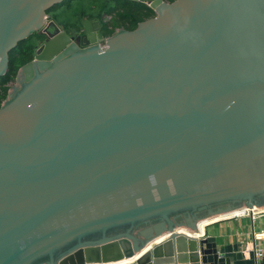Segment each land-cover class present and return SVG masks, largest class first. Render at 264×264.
Instances as JSON below:
<instances>
[{
    "label": "water",
    "instance_id": "1",
    "mask_svg": "<svg viewBox=\"0 0 264 264\" xmlns=\"http://www.w3.org/2000/svg\"><path fill=\"white\" fill-rule=\"evenodd\" d=\"M64 1L0 0V76L45 37L0 110V264H234L177 228L264 208V0H153L107 40L43 30Z\"/></svg>",
    "mask_w": 264,
    "mask_h": 264
},
{
    "label": "trees",
    "instance_id": "2",
    "mask_svg": "<svg viewBox=\"0 0 264 264\" xmlns=\"http://www.w3.org/2000/svg\"><path fill=\"white\" fill-rule=\"evenodd\" d=\"M153 0H145L144 3L130 0H65L63 3L54 6L47 11L50 15L56 8H62V15L56 16V22L61 25L66 32H77L83 28V21H101L105 37H113L118 34V30L134 31L139 24L157 16L148 3ZM173 3L175 0H163ZM64 15L74 20L69 23L63 20ZM108 19V21H107ZM62 23V24H61ZM37 35H32L28 39L19 42L17 47L9 54V64L4 75L0 76V110L8 103L10 85L17 80L20 69L27 63L33 61L36 43L31 40ZM100 233L90 236L98 237Z\"/></svg>",
    "mask_w": 264,
    "mask_h": 264
},
{
    "label": "crops",
    "instance_id": "3",
    "mask_svg": "<svg viewBox=\"0 0 264 264\" xmlns=\"http://www.w3.org/2000/svg\"><path fill=\"white\" fill-rule=\"evenodd\" d=\"M197 228L199 234L186 228H177V231L199 238H212L213 246L234 264H253L252 239L254 232L264 231V208L247 206L230 214L208 217L197 223ZM259 264H264V258Z\"/></svg>",
    "mask_w": 264,
    "mask_h": 264
},
{
    "label": "rangeland",
    "instance_id": "4",
    "mask_svg": "<svg viewBox=\"0 0 264 264\" xmlns=\"http://www.w3.org/2000/svg\"><path fill=\"white\" fill-rule=\"evenodd\" d=\"M60 15H62V8H56L52 13L50 12V16L54 20V22L59 27L63 28L61 25H59L56 22V19H55L56 16H60ZM63 20H65V21H67L69 23H73L74 22V20L72 18H70L69 16H66V15H64ZM107 21H108V19H107ZM121 31L122 30H118V34ZM68 32H70V31H68ZM31 42L32 43H37V37L35 39L31 40ZM26 87H27V84L24 81V77L22 75L18 76L17 80L10 85L9 98H8L7 102L13 101L19 94H21L26 89Z\"/></svg>",
    "mask_w": 264,
    "mask_h": 264
},
{
    "label": "built area",
    "instance_id": "5",
    "mask_svg": "<svg viewBox=\"0 0 264 264\" xmlns=\"http://www.w3.org/2000/svg\"><path fill=\"white\" fill-rule=\"evenodd\" d=\"M47 19L48 17H46L43 27L48 23ZM108 38L110 37H106L105 39L107 40ZM101 47L103 49H106V42L104 43V45H101ZM243 214H246V211H243ZM252 251L255 255L253 264H259L260 261L264 258V231L254 232L252 239Z\"/></svg>",
    "mask_w": 264,
    "mask_h": 264
},
{
    "label": "flooded vegetation",
    "instance_id": "6",
    "mask_svg": "<svg viewBox=\"0 0 264 264\" xmlns=\"http://www.w3.org/2000/svg\"><path fill=\"white\" fill-rule=\"evenodd\" d=\"M54 22V20L51 18V16L50 15H48V19H47V24L43 27V30L45 29V28H47L48 26H49V24H50V22ZM101 22V21H100ZM54 24L53 25H51L50 26V30L52 31L53 29H54ZM68 34H70V35H80V34H83V28L81 29V30H79V31H77V32H67ZM43 40H45V37H39V36H37V43H36V45L38 44V42H40V41H43ZM130 227V226H129ZM129 227L125 230V231H127L128 229H129ZM95 239H97V238H95ZM95 239H90V240H92V241H94ZM78 243V242H77ZM65 252H67V250L65 251ZM44 258H46L45 259V262L43 261L42 263L43 264H49L48 262V258L47 257H44Z\"/></svg>",
    "mask_w": 264,
    "mask_h": 264
},
{
    "label": "bare ground",
    "instance_id": "7",
    "mask_svg": "<svg viewBox=\"0 0 264 264\" xmlns=\"http://www.w3.org/2000/svg\"><path fill=\"white\" fill-rule=\"evenodd\" d=\"M230 214V213H229ZM223 215V214H222Z\"/></svg>",
    "mask_w": 264,
    "mask_h": 264
}]
</instances>
